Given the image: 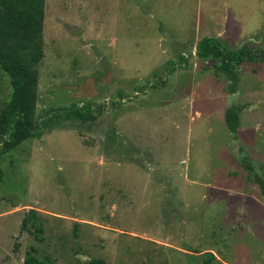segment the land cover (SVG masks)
Returning a JSON list of instances; mask_svg holds the SVG:
<instances>
[{"label": "rangeland", "instance_id": "1", "mask_svg": "<svg viewBox=\"0 0 264 264\" xmlns=\"http://www.w3.org/2000/svg\"><path fill=\"white\" fill-rule=\"evenodd\" d=\"M43 2L33 121L70 103L104 111L54 118L0 157V264H264V197L239 163L242 148L264 174V60L238 65L231 92L195 54L205 36L264 48V0ZM11 90L0 67V111ZM30 209L39 238L21 227Z\"/></svg>", "mask_w": 264, "mask_h": 264}, {"label": "trees", "instance_id": "2", "mask_svg": "<svg viewBox=\"0 0 264 264\" xmlns=\"http://www.w3.org/2000/svg\"><path fill=\"white\" fill-rule=\"evenodd\" d=\"M43 6V0H0V67L8 73L12 88L9 100L0 111V157L29 137L40 138L54 118L86 122L94 120L104 111L102 105L70 103L67 106L43 109L38 119L33 121L37 79L35 65L43 57ZM195 54L217 61L214 67L231 80V92L235 91L238 65L246 60H264V48L251 49L242 45L235 50H228L217 38L207 36L196 43ZM171 62L172 65L167 63L165 68L167 73L176 65ZM186 62L187 56L179 55L177 65L183 67ZM158 79L142 86V89L159 86L164 79ZM116 94L118 99L112 101V105L118 107L124 98L128 100L123 91L119 90ZM239 110L240 107L234 104L228 105L224 110L225 124L234 139H237ZM239 152V163L247 172L248 179L258 185L264 197V174L255 169V161L242 148H239ZM258 167L263 170L262 163H258ZM28 222L34 228L31 232L35 238H39L42 227L34 209H30L28 215L22 219L21 227L25 228ZM24 264L52 263H43L29 252ZM89 264L105 263L103 259L97 258L91 259Z\"/></svg>", "mask_w": 264, "mask_h": 264}]
</instances>
